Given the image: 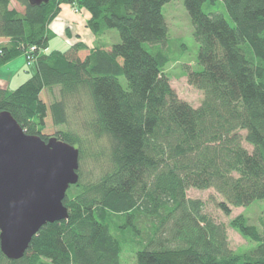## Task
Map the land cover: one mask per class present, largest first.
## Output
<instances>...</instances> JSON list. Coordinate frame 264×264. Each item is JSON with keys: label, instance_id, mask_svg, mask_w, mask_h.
I'll use <instances>...</instances> for the list:
<instances>
[{"label": "trees", "instance_id": "1", "mask_svg": "<svg viewBox=\"0 0 264 264\" xmlns=\"http://www.w3.org/2000/svg\"><path fill=\"white\" fill-rule=\"evenodd\" d=\"M15 1L22 11L0 0V38L7 39L0 68L33 47L27 67L34 71L13 90L0 87V111L47 140V112L54 126H64L69 107L87 103L89 129L108 144L105 172L86 183L78 173L69 186L62 201L68 219L43 225L18 260L0 252V264H121L127 241L138 246L136 264H264V226L232 218L229 226L253 243L235 253L224 224L186 196L189 188H211L225 215L264 201V0H183L198 45V68L183 72L202 91L197 107L178 97L165 72L171 47L180 44L169 38L162 14L171 0ZM75 3L89 14L94 35L115 30L119 41L84 56L79 43L45 54L48 25L61 5ZM216 3L232 23L205 11ZM55 87L47 105L40 93ZM54 136L77 145L80 166L86 154L77 136Z\"/></svg>", "mask_w": 264, "mask_h": 264}, {"label": "rangeland", "instance_id": "2", "mask_svg": "<svg viewBox=\"0 0 264 264\" xmlns=\"http://www.w3.org/2000/svg\"><path fill=\"white\" fill-rule=\"evenodd\" d=\"M10 7L15 8L18 11L23 10V8L15 0H10ZM60 8L61 9L58 13L59 17L57 18V21L55 19L56 17L54 18L55 24L56 22L66 21L67 24L71 26V24H74V22L69 18V16H66L65 14L71 16L76 15L78 18L82 19V26H78V28L77 24L76 27L74 26V33L72 34L73 38L78 37L79 39L82 35H94L88 26L90 16L83 8L78 6L76 3L75 5L63 4ZM205 11H219L225 15V18L230 23H232L225 14V11L223 10V7L220 3L207 5L205 7ZM60 13L61 16L64 14V20L60 18ZM162 14L168 27L169 38L173 42H180L178 46L173 45L171 47V61L165 68V72L169 76V83L181 100L186 101L193 107H197L203 97L202 91L190 86L187 83L185 74L183 72L186 66H189L192 69L198 68L196 64L198 45L193 37L191 21L184 7L183 0H171L170 2L166 3L162 7ZM56 28L59 29L60 27L56 26ZM67 33L70 32L68 31ZM62 36H65L64 33H62ZM94 36L96 42L99 41L113 44L119 41L118 33L115 30H110L101 35ZM94 36L92 38L88 37L85 40L91 41ZM2 43L5 42H0V44ZM90 44L91 42L89 43V45ZM96 46H98L96 43L95 45L92 44L91 48H95ZM83 47L84 51L80 53L81 56H84V54L89 52L88 50L91 49L90 48L86 51L87 48L84 45ZM15 60V63L22 68L20 69L19 74H21L23 78L26 77L25 74L29 76L34 71L33 65L27 67V61L24 56L20 55L16 57ZM3 70L4 69L0 70V87L6 90H11L13 88L12 84L18 81L13 78L10 82L11 84L6 85V82H9L10 80L8 81L5 78L6 75L2 74ZM40 96L48 105L55 98H57V88L55 87L49 90L41 91ZM73 108L74 107L72 106L69 107L68 121L64 126H54L51 121V116L49 112H47V116L45 118V126L43 127V134L48 136L49 138L55 137L54 134L57 131L70 130L72 134H75L77 136L81 143L80 145H82L83 154H86V157L84 158L82 163H80L77 173H81V182L86 183L97 179L103 172H105L107 156L104 153L106 152L108 141L104 137H95L93 131L89 129L88 126L90 125L88 121L90 118V111L89 105L87 103L84 104L83 108L80 111ZM74 146L77 147L76 144H74ZM244 146L250 150V146L248 144L245 143ZM95 151H103L102 153L104 155L102 154L99 157L97 155L94 156ZM186 196L190 199H196L203 202V213L211 217L214 222L224 224L227 234L228 246L233 252L245 253L251 249L253 243L249 242L246 238L240 235L239 232L232 229L229 226V221L237 215H242L249 224H253L259 228H262L264 226V201L254 202L247 207H230L229 214L225 215L216 206L217 202L222 201V197L211 188L206 190L189 188L186 191ZM122 247L123 251L120 254L121 264H136L134 251L136 248H138V246L135 244V242H124L122 244Z\"/></svg>", "mask_w": 264, "mask_h": 264}, {"label": "water", "instance_id": "3", "mask_svg": "<svg viewBox=\"0 0 264 264\" xmlns=\"http://www.w3.org/2000/svg\"><path fill=\"white\" fill-rule=\"evenodd\" d=\"M78 159L73 145L27 134L9 112L0 111V252L7 259L22 258L46 223L68 219L62 201L78 182Z\"/></svg>", "mask_w": 264, "mask_h": 264}, {"label": "crops", "instance_id": "4", "mask_svg": "<svg viewBox=\"0 0 264 264\" xmlns=\"http://www.w3.org/2000/svg\"><path fill=\"white\" fill-rule=\"evenodd\" d=\"M61 13H60V18H62V20H64V16H63L64 14L61 16ZM65 15L69 16V18L73 20L74 24L70 23L71 24V26H70L69 24H67L66 21L56 22V24H55V19L57 21L59 14L56 16V18L48 25V29L53 33L54 37L49 41L48 48L43 51L45 54L49 53L52 50L64 51L67 48H69L70 46L77 44V43L83 44L87 48L86 51L91 48L92 44L95 45V43L102 48H109L110 47L111 43L99 42V41L96 42L94 35H93L94 40L92 39L91 41L85 40L88 37H91V38L93 37V36H88V35H82V36H80L79 39H78V37L73 38L72 34L74 33V30H73L74 26L76 27V24H77V28H78V26L81 27L82 26V24H81L82 19L78 18L76 15L75 16H71V15H67V14H65ZM55 25L59 26L60 28L59 29L56 28ZM60 29H63V30H60ZM67 30L70 33H67L68 32ZM62 33H64L65 36H62ZM6 41H7L6 38H0V42H6ZM90 42H91V44L89 45ZM83 53H85V52H83ZM15 59L9 61L8 63H6V65H4L3 67L0 68V70L4 69L2 74L6 75L5 78L8 81L10 80L9 82H6V85L11 84L10 82L12 81L13 78L18 81L16 83L12 84L13 85V88L11 87L12 89H15L19 84H21L26 79V77L30 76V75L28 76L27 74H25L26 77L23 78V76L21 74H19L20 69H22V68L19 67L15 63V61H16ZM0 85H1V83H0Z\"/></svg>", "mask_w": 264, "mask_h": 264}, {"label": "built area", "instance_id": "5", "mask_svg": "<svg viewBox=\"0 0 264 264\" xmlns=\"http://www.w3.org/2000/svg\"><path fill=\"white\" fill-rule=\"evenodd\" d=\"M25 59L27 61V65H30L32 60H34V48L30 47L24 53Z\"/></svg>", "mask_w": 264, "mask_h": 264}]
</instances>
